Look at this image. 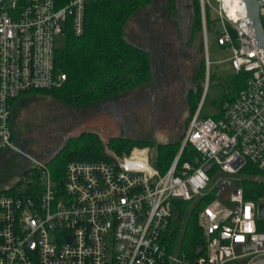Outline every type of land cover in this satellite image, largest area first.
Wrapping results in <instances>:
<instances>
[{"label": "built area", "instance_id": "2783aa9c", "mask_svg": "<svg viewBox=\"0 0 264 264\" xmlns=\"http://www.w3.org/2000/svg\"><path fill=\"white\" fill-rule=\"evenodd\" d=\"M89 1H0V150L11 146L10 101L64 81L53 61L54 36L66 27L80 35ZM257 1L264 16V0ZM214 2L222 27L216 44L228 46L232 73L247 74L243 88L220 105L216 118L196 108L161 174L153 157L148 162L147 149L107 160H69L57 179L46 162L30 159L25 186L15 194L0 192V264H264V217L257 216L264 200H244L238 186L225 202L218 199L223 187L200 206L201 241L190 257L168 251L163 241L176 216L174 202L197 203L247 162L264 173V55L243 1ZM185 145L193 154L179 162Z\"/></svg>", "mask_w": 264, "mask_h": 264}, {"label": "rangeland", "instance_id": "374dc122", "mask_svg": "<svg viewBox=\"0 0 264 264\" xmlns=\"http://www.w3.org/2000/svg\"><path fill=\"white\" fill-rule=\"evenodd\" d=\"M206 1L211 23L209 26L204 23L201 11L204 8L201 9V0H198L201 25L192 36L189 35L190 0H149L130 14L123 34L128 42L149 53L151 80L147 84L82 105L63 104L43 93H28L11 105V146L0 150V192L8 188L21 190L25 186L24 171L32 164L30 159L45 163L83 132L97 134L107 159L127 156L135 148H147L146 157L151 163L155 149L150 145H133L128 151L116 154L108 148V142L119 137L153 143L180 141L189 115L186 95L197 85L201 87L199 114H216L234 93V88L225 81L232 73L226 60L229 48L215 41L222 28L211 9L215 2ZM170 2L171 12L167 9ZM259 20L264 33V16ZM225 28L230 35L234 34L228 24ZM63 43V33L56 34L54 48L61 49ZM205 60L209 61L206 66ZM201 61L204 78L197 80L195 75ZM239 177L238 174L222 176L220 180L226 179L229 185L223 186L224 191L218 196L220 201H226L228 191L237 186ZM258 177L264 180V174ZM215 181L216 176L212 174L211 183ZM195 204L181 202L178 235ZM175 225L173 222L171 228Z\"/></svg>", "mask_w": 264, "mask_h": 264}, {"label": "trees", "instance_id": "16d2710c", "mask_svg": "<svg viewBox=\"0 0 264 264\" xmlns=\"http://www.w3.org/2000/svg\"><path fill=\"white\" fill-rule=\"evenodd\" d=\"M148 2L149 0H90L84 9L82 33L76 36L69 27H66L63 33V47L54 50V65L65 74L64 81L54 88L21 93L10 101V106L27 96L28 93L47 94L67 105H82L111 98L147 84L151 80L149 53L128 42L124 38L123 27L130 14ZM190 6L189 35L192 36L201 25L198 0H190ZM171 8L172 3L170 2L167 5L169 12ZM204 23L206 25L211 23L207 7H204ZM203 78L204 64L201 61L195 79L202 80ZM246 78L247 74L244 72L230 73L226 76L225 81L234 88V93L226 101L232 100L243 88ZM200 94L201 87L197 85L186 95L189 111L187 121L197 108ZM207 115L216 118L218 112L202 114V116ZM8 125L11 138L10 116ZM73 139L71 143L63 145L46 161L54 179L62 175L63 167L69 160H107L101 151V142L96 133L83 132ZM133 145L154 147L153 166L161 174L173 159L179 146V139L166 143H153L119 137L112 138L108 142V148L116 154L128 151ZM191 154H193L192 148L190 145H185L179 156V162L188 159ZM237 174L240 176L237 186L242 191L243 199L255 203L262 202L264 200V180L258 175H263V171L247 162ZM3 192L15 194L17 189L8 188ZM215 195L214 191L200 198L189 212L180 235H178V222L181 219L182 207L180 201L174 202L177 212L171 224L175 222L177 225L173 229L170 227L163 236L168 251L177 250L184 253L186 257L192 255L194 247L201 241L196 214L200 206L214 198ZM195 211H197L196 214Z\"/></svg>", "mask_w": 264, "mask_h": 264}, {"label": "water", "instance_id": "95a60500", "mask_svg": "<svg viewBox=\"0 0 264 264\" xmlns=\"http://www.w3.org/2000/svg\"><path fill=\"white\" fill-rule=\"evenodd\" d=\"M242 1L244 4L246 15L249 19L253 34L256 37L259 47L261 48V51L264 55V33H263L260 20H259V8L261 7V5L259 4L257 0H242ZM227 183L228 181L226 180H220L216 184L215 194H218L220 189L223 188V186ZM257 216L264 217V204H259L257 206Z\"/></svg>", "mask_w": 264, "mask_h": 264}, {"label": "bare ground", "instance_id": "6f19581e", "mask_svg": "<svg viewBox=\"0 0 264 264\" xmlns=\"http://www.w3.org/2000/svg\"><path fill=\"white\" fill-rule=\"evenodd\" d=\"M227 6H228V8L230 9L229 11L234 10V8L236 7V5H235L234 2H228V3H227Z\"/></svg>", "mask_w": 264, "mask_h": 264}, {"label": "crops", "instance_id": "0c3cea01", "mask_svg": "<svg viewBox=\"0 0 264 264\" xmlns=\"http://www.w3.org/2000/svg\"><path fill=\"white\" fill-rule=\"evenodd\" d=\"M205 37V36H204ZM228 58V57H227ZM227 58H226V60H227ZM209 62V61H208ZM232 72V71H231ZM197 107H198V105H197ZM147 149V148H146ZM153 163V162H152Z\"/></svg>", "mask_w": 264, "mask_h": 264}]
</instances>
